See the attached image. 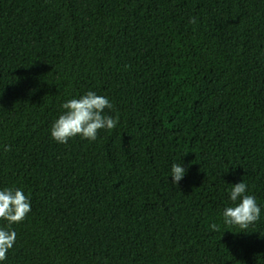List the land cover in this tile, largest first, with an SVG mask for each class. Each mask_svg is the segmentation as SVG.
I'll return each mask as SVG.
<instances>
[{"label": "trees", "instance_id": "obj_1", "mask_svg": "<svg viewBox=\"0 0 264 264\" xmlns=\"http://www.w3.org/2000/svg\"><path fill=\"white\" fill-rule=\"evenodd\" d=\"M88 91L117 127L58 143ZM242 179L247 229L222 218ZM5 188L31 212L0 264H264V0H0Z\"/></svg>", "mask_w": 264, "mask_h": 264}, {"label": "clouds", "instance_id": "obj_2", "mask_svg": "<svg viewBox=\"0 0 264 264\" xmlns=\"http://www.w3.org/2000/svg\"><path fill=\"white\" fill-rule=\"evenodd\" d=\"M195 18L190 23H195ZM65 111L53 123L51 137L58 143L65 144L77 135L94 141L101 129L112 130L117 127L119 117L106 115L104 110L112 109L113 104L106 96L88 91L79 98H72L61 106ZM10 150V146L6 149ZM182 164L173 163L171 177L174 185H178L187 173ZM230 200L234 206L226 207L222 212L223 223L226 226H239L247 229L260 219L261 208L256 197L248 194V186L243 181L232 185ZM31 212L30 197L20 188H5L0 190V220L8 222V228H0V261L7 259V253L14 247L17 233L11 230V225L21 223ZM213 230H218L212 224ZM234 233V232H233Z\"/></svg>", "mask_w": 264, "mask_h": 264}]
</instances>
